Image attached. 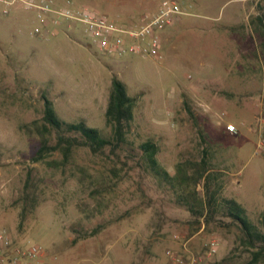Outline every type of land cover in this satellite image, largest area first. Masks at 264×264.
Segmentation results:
<instances>
[{
    "label": "rangeland",
    "instance_id": "obj_1",
    "mask_svg": "<svg viewBox=\"0 0 264 264\" xmlns=\"http://www.w3.org/2000/svg\"><path fill=\"white\" fill-rule=\"evenodd\" d=\"M75 1L112 21L120 5L142 2ZM179 1L183 14L167 28L173 38L165 46L163 40L158 59L107 56L71 33L32 38L29 22L17 28L16 17L31 13L15 9L0 16V228L9 230L17 244L41 245L49 264H166V250L183 254L186 247L201 256L211 239L219 244L217 253L202 264L249 259L239 245V228L228 218L216 214L196 221L176 196L178 186L174 191L162 186L145 168L128 169L132 161L116 179L107 157L92 156L84 148L74 150L66 166L56 167L58 152L42 162L32 160L39 141L25 125L41 124L42 97L52 101L63 120H84L108 134L104 112L115 75L136 99L121 154L137 159L140 143L152 141L160 166L175 175L177 165L193 173L192 165L207 150L215 178L211 189L218 186L221 197L242 204L261 228L264 159L255 155L258 133L252 125L264 91V52L256 25L250 24L255 46L249 38L237 44L228 28L232 21L264 17V0ZM236 45L240 49L234 53ZM228 124L238 128L236 134L226 131ZM28 177L38 205L20 223ZM202 184L197 198L203 196ZM94 230H99L95 236H87Z\"/></svg>",
    "mask_w": 264,
    "mask_h": 264
},
{
    "label": "trees",
    "instance_id": "obj_2",
    "mask_svg": "<svg viewBox=\"0 0 264 264\" xmlns=\"http://www.w3.org/2000/svg\"><path fill=\"white\" fill-rule=\"evenodd\" d=\"M257 20L262 28L263 41L261 47L264 52V17L258 15ZM42 100L41 124L35 120L25 125L28 135L35 134L39 141V147L32 157L33 162H42L58 152L61 159L55 163L56 167L66 166L72 157L73 151L84 148L92 156L107 157L113 164V167L109 170L117 179L118 173L127 167L129 161H132L133 167L128 169L145 168L157 178L162 186L173 191L178 186L180 192L176 193V196L183 205L187 206V210L196 216V221L203 216L210 220L216 214L228 218L231 223L239 228L241 233L239 245L244 249V252L249 254V259L244 264L264 263V222L259 228L249 220L246 209L242 204L235 199L221 197L218 194V186L211 189L210 181L215 178H213V171L209 168V157L211 155L207 153V150L204 149L199 162L192 165L193 173L188 174L177 165V174L175 175H170L160 166L157 160L158 146L152 141L147 140L140 143L138 146L140 153L137 155V159L131 154H121L124 145L127 144L126 135L134 117L136 99L128 94L125 84L115 75L111 77L110 91L104 112L105 126L110 128L108 134L87 125L84 120L77 122L63 120L58 115L51 100L46 97H42ZM186 110L189 117L194 119L188 106H186ZM199 134L201 135V141L205 143L206 136L202 134L201 130H199ZM117 165H119L118 168ZM200 181H203V196L197 198V186ZM32 186L28 177L21 198L23 207L20 212V223L24 221L27 213L38 205V197ZM192 201L193 203H191ZM98 231L94 230L88 233L87 236H95ZM232 261L230 257H226L221 261V264H231Z\"/></svg>",
    "mask_w": 264,
    "mask_h": 264
},
{
    "label": "built area",
    "instance_id": "obj_3",
    "mask_svg": "<svg viewBox=\"0 0 264 264\" xmlns=\"http://www.w3.org/2000/svg\"><path fill=\"white\" fill-rule=\"evenodd\" d=\"M62 3V6H58ZM31 13L36 24L30 37L51 40L61 32H74L81 28L90 45L107 56L137 55L161 57V33L183 14L179 0H157L153 12L142 14L134 26L118 25L106 15L74 0H0V16H8L12 10ZM252 130L258 133L255 155L264 159V91L260 95V111L255 117ZM229 134H236L233 124L226 126ZM218 242L211 239L204 245V255H196L184 248L180 254L165 251L166 264H202L213 257ZM49 253L38 244H17L9 230L0 228V264H49ZM54 259V258H53Z\"/></svg>",
    "mask_w": 264,
    "mask_h": 264
},
{
    "label": "crops",
    "instance_id": "obj_4",
    "mask_svg": "<svg viewBox=\"0 0 264 264\" xmlns=\"http://www.w3.org/2000/svg\"><path fill=\"white\" fill-rule=\"evenodd\" d=\"M74 3L78 5V3L75 0H74ZM58 6H62V3H58ZM156 8H157V0H142V2L137 3V4H133V3L127 4L126 3L125 5L119 6L118 12L114 14L116 20H113V21H114V23H116L118 25L134 26L137 24L138 18L142 14L147 13V12H153ZM16 17H17V20L20 19L19 20L20 23L18 24L17 28L22 27L21 23L24 22L23 20L28 21L29 25H31V27H33L37 23L32 14H30L29 17H26V16L24 17L23 14L18 15ZM26 18H28V20ZM178 19H180V18L178 17L176 20H178ZM244 20L245 21L243 24L239 21H238V23H235L234 21H232L230 24H233V25H230L228 28L229 34L236 35L234 40L236 41L237 44L238 43L246 44V41L249 38L250 42L253 43L252 46H255L256 45V38H255L256 34L253 30V27L251 26L254 24V25H256L255 30L257 31V33L261 39L260 41H258V43L260 45H262V41H263V38L261 36L262 28H261L259 21L256 19V22L249 23L246 19H244ZM210 26H212V25H210ZM69 33L73 34V36H78V35L80 36L81 35L82 37H84L88 41V39L84 36L81 28H77L74 32H69ZM172 38H173V34H170L167 29L161 33V51H162V46H163L162 45L163 40H164V46H165V45H167V43H169L172 40ZM172 45H174V44H172ZM239 49H240L239 46L236 45L234 47V53L239 51ZM251 50H254V49L252 48ZM245 51L249 52L250 47H246ZM243 53H245V52L243 51ZM166 54H168V52H166ZM233 56H234V54L231 55V57H233ZM238 56H239V54L236 55L235 57H238ZM244 56H245V54H244ZM235 68H238V67H235ZM232 69L233 68L231 66L229 68L231 73H232ZM237 75H239V71H238Z\"/></svg>",
    "mask_w": 264,
    "mask_h": 264
}]
</instances>
